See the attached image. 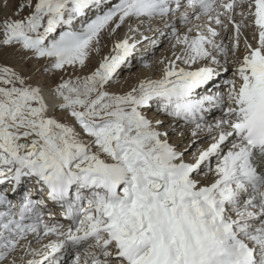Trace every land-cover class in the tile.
Here are the masks:
<instances>
[{
	"label": "snow or ice",
	"instance_id": "snow-or-ice-1",
	"mask_svg": "<svg viewBox=\"0 0 264 264\" xmlns=\"http://www.w3.org/2000/svg\"><path fill=\"white\" fill-rule=\"evenodd\" d=\"M10 4L0 55L34 67L0 62V186L31 182L71 223L0 190V264H61L69 249L71 264H264V0H0V11ZM130 20L140 39L102 55L103 35ZM145 24L172 58L119 90L141 40L158 43ZM229 72L225 91H197ZM206 103L223 115L206 122ZM153 105L195 139L171 143Z\"/></svg>",
	"mask_w": 264,
	"mask_h": 264
},
{
	"label": "bare ground",
	"instance_id": "bare-ground-1",
	"mask_svg": "<svg viewBox=\"0 0 264 264\" xmlns=\"http://www.w3.org/2000/svg\"><path fill=\"white\" fill-rule=\"evenodd\" d=\"M14 7H15V4H10L9 7L4 8L2 11H0L1 12L0 16L11 15ZM6 10L9 11L8 14H3L2 12L6 11ZM128 25H131L132 27H136L137 22L134 20H130L120 30H118V32L115 35L110 36L107 33H105L103 35L102 40H101V48H102L101 54L102 55L107 54L110 51V49L114 46V43L117 40L127 38L128 35H132L134 38L140 39V36L138 33H129L128 32V28H129ZM141 32H143L144 35H146L152 39L157 40V39L161 38L162 39L161 44L169 41V38L167 36H161L158 33L154 34L153 31H149L148 26L146 24L141 26ZM227 35H230V33L225 34V37H227ZM224 42L228 43L227 38H225ZM161 44H156L155 46H153L149 43V41L141 40V43L137 45L136 49L133 52V55L129 58L128 63L119 70V72H120L119 81L125 79V76L122 75L124 70H125V72H129L130 76H132L129 81L127 80L128 82L124 87L121 86L122 87V88H120L121 90L126 89L129 85H133L136 82H138L139 80L144 79L146 77L159 78L160 69L162 67V65L159 64V61L162 60L164 57H168L169 59L172 58L171 45H170V47H168L166 49V52H165V48L160 50ZM157 52H160V57H159L158 61L154 60L155 54ZM11 57H13L12 61L10 60ZM99 59H100L99 56H93L92 60L89 62V66L95 65ZM0 62L6 63V64H16V65L18 64L19 68H23V69H26L28 71L32 70V68H33L32 66L34 64V62H33V63H29L28 65H23L22 62L19 60L18 56L16 54H14L11 49H6L3 52V54L0 55ZM153 62H155L156 64H154ZM153 64H154V66H153ZM137 71H139V74H141V78L135 77V72L137 73ZM121 75L123 77H121ZM227 76L230 77L231 72H229L227 74H222L221 77L219 78V80L215 81L213 84H210L207 89H198L197 91L201 92L202 94H204V93L212 94L216 91L223 92V91H225V89L222 86V81L224 79H227L228 78ZM48 83H51V82L49 81ZM205 108L207 109V111L203 112L202 114L205 115L204 119L206 122H209V123L213 122L215 119H217L215 117L220 116V114H221V112L219 111L218 108L209 107L207 103L205 104ZM147 114L150 117L163 119L164 120L163 128L165 130H168L169 135H171L174 132L181 130V129H182L181 134H183L185 131L191 132V128L193 127L190 124H185L183 121H178V122L174 123L171 117H167L161 113H157L155 105L152 106L151 110H149ZM220 117H218V118H220ZM170 125H171V127H170ZM176 125H178V126H176ZM199 135H200L201 139L197 140V143H196V145H194V147H198L200 145L206 146L207 142H208L207 134L206 133H200ZM193 138L194 137L191 136V138L189 140L185 141L183 143V145L179 148L186 146L187 143L190 140H192ZM190 152H191V150H190ZM190 152H189V154H186V157H185L186 159H190ZM8 188H9V185H7V184L0 186V190H5V195L8 197L9 200L12 201L13 204L18 203L22 199L23 194L25 192H30L31 193V197H30L31 199L37 200V201L43 199L45 201L44 205L37 204L36 207L38 210L45 213V219L46 220H48L50 223H53V224L59 223L61 225H64L65 227L71 223V221L64 215L65 210L63 208H61L55 202L47 200L46 195L44 193L39 192L32 185L31 182L26 180L14 192H10L8 190ZM0 210H2V206H0ZM47 210L53 212L54 219H52L51 217H49L47 215ZM35 246L39 247V245H35ZM70 250L71 249H69L68 251H70Z\"/></svg>",
	"mask_w": 264,
	"mask_h": 264
},
{
	"label": "rangeland",
	"instance_id": "rangeland-1",
	"mask_svg": "<svg viewBox=\"0 0 264 264\" xmlns=\"http://www.w3.org/2000/svg\"><path fill=\"white\" fill-rule=\"evenodd\" d=\"M8 10H6V11H4V12H2L3 14H8ZM1 13V12H0ZM129 26V25H128ZM127 31V30H126ZM162 39L160 38V39H157V41H158V43L157 44H161V41ZM171 41H170V39H169V41H167V42H165V43H162L161 45H160V50L161 49H164L165 48V52H166V49L168 48V47H170V45H171ZM159 57H160V52H157L156 54H155V59L154 60H157L158 61V59H159ZM11 61L13 60V57H11V59H10ZM154 64H156L155 62H153ZM154 64H153V66H154ZM14 65H16V64H14ZM18 68H19V66H18V64L16 65ZM32 67H34V64H33V66ZM89 67H92V66H89ZM87 70V69H86ZM122 75L123 76H125V79L124 80H120L119 81V83L115 86L116 88H118V89H120V88H122V87H124L126 84H127V82L131 79V77L132 76H130V74H129V72H125V70L123 71V73H122ZM121 75V77H123ZM130 77V78H129ZM135 77L136 78H141V74H139V71H137V73L135 72ZM228 78H229V76H227ZM226 77V78H227ZM38 79H43V77H38ZM128 80V81H127ZM49 82V81H48ZM51 83H52V81H50ZM122 86V87H121ZM121 90V89H120ZM219 109V108H218ZM219 111L221 112V114H220V116H222L223 115V113H222V111L219 109ZM220 116H217V117H215V118H218V117H220ZM182 130V129H181ZM181 130H178V131H176V132H174L173 134H171V135H169V141L171 142V143H173L174 145H176L178 148L179 147H181L182 145H183V143L185 142V141H187V140H189L190 138H191V132L190 131H185L183 134H181ZM193 139H195V138H193ZM180 145V146H179ZM195 148V147H194ZM7 184V183H6ZM7 185H9V184H7ZM8 190H11V185H9V188H8ZM12 202V201H11ZM50 213H53V212H51L50 211ZM65 258H64V260L61 262V264H71V262H72V260L74 259V252L73 251H67V252H65Z\"/></svg>",
	"mask_w": 264,
	"mask_h": 264
}]
</instances>
